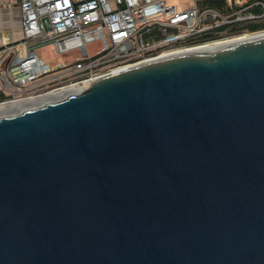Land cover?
I'll use <instances>...</instances> for the list:
<instances>
[{
	"label": "water",
	"instance_id": "1",
	"mask_svg": "<svg viewBox=\"0 0 264 264\" xmlns=\"http://www.w3.org/2000/svg\"><path fill=\"white\" fill-rule=\"evenodd\" d=\"M0 264H264V36L0 117Z\"/></svg>",
	"mask_w": 264,
	"mask_h": 264
},
{
	"label": "built area",
	"instance_id": "2",
	"mask_svg": "<svg viewBox=\"0 0 264 264\" xmlns=\"http://www.w3.org/2000/svg\"><path fill=\"white\" fill-rule=\"evenodd\" d=\"M201 2L0 0L18 5L22 13V37L0 47V104L87 84L121 66L243 36L248 31L230 33V28L264 15V0H226V11ZM46 45L54 47V62L37 52Z\"/></svg>",
	"mask_w": 264,
	"mask_h": 264
},
{
	"label": "bare ground",
	"instance_id": "3",
	"mask_svg": "<svg viewBox=\"0 0 264 264\" xmlns=\"http://www.w3.org/2000/svg\"><path fill=\"white\" fill-rule=\"evenodd\" d=\"M264 36V32L263 33H256V34H245L243 36L237 37V38H232V39H228V40H222V41H218L212 45H206V46H199V47H194V48H190V49H186V50H182V51H178L175 53H170L164 56H161L160 59L163 58H167V57H171V56H177V55H182V54H188V53H198V52H214L219 48L231 45V44H235L238 42H243V41H247L253 38H257V37H261ZM156 60V59H154ZM152 60V61H154ZM145 62V61H144ZM144 62H139V63H135V64H130V65H125V66H121V68H116L114 69L111 73H115L121 70H124L126 68H130L133 66H137L139 64H142ZM109 73V74H111ZM107 75V74H106ZM90 82L86 83H82V84H76V85H71L68 87H65L57 92H53V93H49L43 96H39L36 98H30V99H23V100H18V101H12V102H5L0 104V117L4 116V115H10L11 113H13L14 111H17L19 109H23L26 108L27 106H31V105H42L45 101H47L48 98L52 97L54 99H61L64 98L65 94L68 93L71 90H86L87 89V85Z\"/></svg>",
	"mask_w": 264,
	"mask_h": 264
},
{
	"label": "crops",
	"instance_id": "4",
	"mask_svg": "<svg viewBox=\"0 0 264 264\" xmlns=\"http://www.w3.org/2000/svg\"><path fill=\"white\" fill-rule=\"evenodd\" d=\"M22 13L18 5L0 4V47L22 37Z\"/></svg>",
	"mask_w": 264,
	"mask_h": 264
},
{
	"label": "rangeland",
	"instance_id": "5",
	"mask_svg": "<svg viewBox=\"0 0 264 264\" xmlns=\"http://www.w3.org/2000/svg\"><path fill=\"white\" fill-rule=\"evenodd\" d=\"M231 2L235 1L236 4H240V3H244L245 0H230ZM46 23H47V26L49 27V23L47 21V19H45ZM260 32H262L260 30ZM260 32H248L249 34H256V33H260ZM37 52L40 56L48 59V60H51L54 62V59L56 58V52L54 50V47L53 45H46V46H43V47H40L37 49ZM60 58V57H59Z\"/></svg>",
	"mask_w": 264,
	"mask_h": 264
},
{
	"label": "flooded vegetation",
	"instance_id": "6",
	"mask_svg": "<svg viewBox=\"0 0 264 264\" xmlns=\"http://www.w3.org/2000/svg\"><path fill=\"white\" fill-rule=\"evenodd\" d=\"M250 24H260L259 27H257L256 29H251L250 28ZM248 31V32H254V31H259V30H264V15L262 17H260L257 21H250L248 23H246L243 26H238L235 25L233 27L230 28L229 32L230 33H238V32H242V31ZM264 31L260 32L263 33Z\"/></svg>",
	"mask_w": 264,
	"mask_h": 264
},
{
	"label": "trees",
	"instance_id": "7",
	"mask_svg": "<svg viewBox=\"0 0 264 264\" xmlns=\"http://www.w3.org/2000/svg\"><path fill=\"white\" fill-rule=\"evenodd\" d=\"M201 4L203 6H213L216 7L222 11H226L227 9V2L226 0H202ZM260 24H250L251 29H256L259 27ZM2 98V95H0V99Z\"/></svg>",
	"mask_w": 264,
	"mask_h": 264
}]
</instances>
